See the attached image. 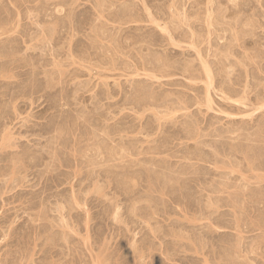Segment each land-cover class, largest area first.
Returning <instances> with one entry per match:
<instances>
[{
	"label": "rangeland",
	"instance_id": "1",
	"mask_svg": "<svg viewBox=\"0 0 264 264\" xmlns=\"http://www.w3.org/2000/svg\"><path fill=\"white\" fill-rule=\"evenodd\" d=\"M0 27V264H264V0H0Z\"/></svg>",
	"mask_w": 264,
	"mask_h": 264
},
{
	"label": "bare ground",
	"instance_id": "2",
	"mask_svg": "<svg viewBox=\"0 0 264 264\" xmlns=\"http://www.w3.org/2000/svg\"><path fill=\"white\" fill-rule=\"evenodd\" d=\"M152 20H153V19H152ZM153 21L157 22L156 20H153ZM158 26L161 27V30H163V31L166 32V33L169 32V31L172 32L171 30H169L170 28H167L166 26H163V25H161L160 23H158ZM0 28H3V27H0ZM2 30H3V29H2ZM170 32H169V34H170ZM2 33H3V32H2ZM167 34H168V33H167ZM171 34H172V33H171ZM173 36H174V35H173ZM170 38H172V36H171ZM174 39H175V38L173 37L172 40H173V42L176 43V41H175ZM198 52H199V50H198ZM182 53H183V52H182ZM198 54H200V52H199ZM204 62H206V61H204ZM158 63H159V61H158ZM207 63H208V62H207ZM203 64H204V63H203ZM204 66H205V65H204ZM209 67H211V66H209ZM209 67H208V65L206 64L205 69H206V71H207L208 73L211 72V69H209ZM154 68H155V67H154ZM155 69H156V68H155ZM152 70H153V68H152ZM150 71H151V70H150ZM151 72H152V71H151ZM165 72H166V70H165ZM148 73H149V72H148ZM148 73H147V74H148ZM156 73H158V72H156ZM156 73H155V70H154V72L150 73V75H152L150 78H153V77H155V78H159L158 75L160 74V72H159L158 75H157ZM163 73H164V72H163ZM147 74H146V75H147ZM164 74H165V73H164ZM210 74H211L210 78L212 77V79H213L212 73H210ZM150 75H148V76H150ZM162 76H164V75L162 74ZM207 77H208V76H207ZM208 78H209V77H208ZM206 82H207V81H206ZM211 82H212V81H211ZM208 84H209V83H208ZM211 84H212V83H210L209 85H211ZM212 85H213V84H212ZM212 85H211V86H212ZM210 88H211V87H210ZM210 88H209V89H210ZM207 89H208V88H207ZM208 93H210V92L208 91ZM208 93H207V96L209 95ZM209 97H210V96H208V100H209ZM227 98L229 99V97H227ZM231 98H232V97H231ZM210 101H211V99H210ZM238 101H239V100H238ZM208 102H209V101H208ZM242 102H244V100H242ZM242 102H240V103H242ZM243 104H245V103H243ZM263 105H264V104H263ZM207 106H210V105L208 104ZM211 106H212V104H211ZM261 106H262V105H261ZM209 108H210V107H209ZM258 108H259V107H258ZM256 109H257V108H256ZM9 135H10V134H9ZM4 138H5V136H4ZM4 138H3V140H4ZM6 139H7V137H6ZM4 141H6V140H4ZM3 144H4V143H3Z\"/></svg>",
	"mask_w": 264,
	"mask_h": 264
}]
</instances>
